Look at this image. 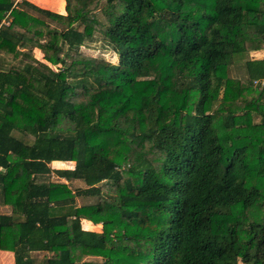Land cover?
<instances>
[{
    "label": "trees",
    "instance_id": "trees-1",
    "mask_svg": "<svg viewBox=\"0 0 264 264\" xmlns=\"http://www.w3.org/2000/svg\"><path fill=\"white\" fill-rule=\"evenodd\" d=\"M15 1L0 0V51L25 60L0 68L11 264H264V58L229 71L264 49V0ZM96 34L116 63L81 51ZM52 173L67 182L39 181Z\"/></svg>",
    "mask_w": 264,
    "mask_h": 264
},
{
    "label": "rangeland",
    "instance_id": "rangeland-1",
    "mask_svg": "<svg viewBox=\"0 0 264 264\" xmlns=\"http://www.w3.org/2000/svg\"><path fill=\"white\" fill-rule=\"evenodd\" d=\"M58 5H59V3H58ZM50 9L52 11H55V12L58 11L59 13H66V11L63 12L62 10H58L57 8H55V9L50 8ZM50 9H48V10H50ZM96 13L98 15H100V12L98 10L96 11ZM80 49L83 53H86V54H89L92 56L103 57V58H105L109 61H112L114 63H116L118 61V55L114 52V50L111 47H109L107 45L106 41L99 34H96L92 40H87V42ZM31 54L34 55L35 57L37 56L40 58V54L37 51H33V53L31 52ZM2 57L3 56L0 55V59H3ZM247 58H255V59L264 58V49L260 50V51H253L250 54H247L245 57H239L237 60H235L229 69L231 76H233V77H245L246 76V70H245L244 62ZM8 59H11V58H8ZM13 61L14 60H12V62ZM15 62H18L21 64L22 62L24 63L25 60L22 61V59H21L20 61L16 60ZM220 107H224V105H221ZM257 119H259V118H257ZM221 133H224V132H221ZM14 135L23 139L27 143H32L34 141V136L31 135L30 133L14 131ZM150 158L155 162L158 158H160V154L157 152H152L150 154ZM73 165H74V162H66L64 164H60L59 162H52L51 163V167L53 169L73 168ZM42 180L66 181L64 179H58L56 177L55 173L54 174L52 173V175L44 176V177L39 179V181H42ZM68 183L71 186V188L74 190L77 188H85L86 187L85 182L83 180H79V179L72 180ZM92 202H95L94 197H78L77 198V203L80 205L86 204V203H92ZM0 212L9 214V213H11V207L8 205H0ZM96 229L100 230V231L102 230L101 226L96 227ZM33 255L39 263L40 260H42L47 254L44 252H40V253H34ZM87 259L94 260V261L102 260L100 257H87ZM0 264H11V262L8 259V256H6V254H3L1 252H0Z\"/></svg>",
    "mask_w": 264,
    "mask_h": 264
},
{
    "label": "crops",
    "instance_id": "crops-1",
    "mask_svg": "<svg viewBox=\"0 0 264 264\" xmlns=\"http://www.w3.org/2000/svg\"><path fill=\"white\" fill-rule=\"evenodd\" d=\"M29 2H31V3H33V4H35L36 6H38V7H41V8H44V9H50V8H52V9H55V6H57L58 5V3L56 2V0H50V2H51V4L50 5H43V4H40V3H38V2H36L35 0H28ZM61 1H63V0H61ZM65 1V0H64ZM51 10V9H50ZM58 12V11H57ZM36 14V13H35ZM21 50H26L25 48H22L21 47ZM0 55L1 56H3L2 58L3 59H0V68H2V69H4V68H6V66L10 63V62H12V60H14L12 63H18V62H15L16 60H18V61H20L21 60V57H19V58H13L12 57V55H10V54H7L6 52H3V51H0ZM37 57V56H36ZM8 58H11V59H8ZM54 162H56V161H54Z\"/></svg>",
    "mask_w": 264,
    "mask_h": 264
},
{
    "label": "built area",
    "instance_id": "built-area-1",
    "mask_svg": "<svg viewBox=\"0 0 264 264\" xmlns=\"http://www.w3.org/2000/svg\"><path fill=\"white\" fill-rule=\"evenodd\" d=\"M19 1L22 0H16L15 3H18ZM11 20H12L11 14L10 12H7L6 15L2 19H0V30L3 27L9 26L11 24Z\"/></svg>",
    "mask_w": 264,
    "mask_h": 264
}]
</instances>
